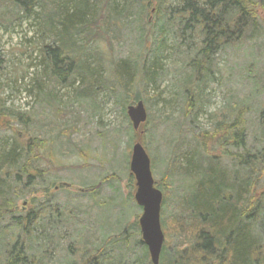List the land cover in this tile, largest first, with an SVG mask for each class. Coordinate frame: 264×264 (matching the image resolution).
Listing matches in <instances>:
<instances>
[{
	"label": "trees",
	"instance_id": "obj_1",
	"mask_svg": "<svg viewBox=\"0 0 264 264\" xmlns=\"http://www.w3.org/2000/svg\"><path fill=\"white\" fill-rule=\"evenodd\" d=\"M25 20L41 34L36 45L43 69L32 84L37 98L56 113L61 112L56 106L63 103L54 91L76 81V97L91 102L93 116L100 109V93L126 113L128 106L142 102V96L149 100L146 89L155 91L166 68L173 66L175 74L184 75L179 85L185 115L195 105L203 113L202 90L219 80L214 78L215 58L218 62L226 50L264 36V0H0V27L5 32ZM125 36L130 37L127 55L115 59L114 48L125 42ZM99 44H104L109 60ZM1 63L0 57V69ZM252 66L247 67L249 73ZM249 78L255 92H260L264 69ZM136 84L142 85L141 96L133 93ZM47 86L51 90L44 92ZM2 106L0 132L10 136L0 137V264H53L50 256L65 241L67 233L60 232L68 228L64 218L69 212L55 202L37 204V192L49 174L39 164L50 163L47 156H53L56 140L66 138L67 124L57 129L56 140L43 139L30 130L35 123L31 115ZM239 107L235 104L220 115L211 114L214 128L205 138L194 135L196 146L175 161L173 172L190 179L191 185L179 203L185 216L181 213L174 228L173 252L164 241L159 264H264V108L251 133L243 118L247 107ZM131 129L129 140H133ZM66 140L72 144L70 136ZM170 159L171 169L174 161ZM50 168L61 167L50 164ZM115 176L106 175L100 181L109 182ZM128 179L132 182V177ZM155 186L161 192L160 186L166 187ZM46 187L44 198L50 195ZM84 191L95 196L98 189L88 186ZM28 197L29 210L23 213L18 202ZM123 227L118 235L97 239L90 248L84 239L69 243L66 253L73 258L62 264H150L140 239L132 242L134 249L128 248L129 228ZM116 244L122 251L118 257L109 248Z\"/></svg>",
	"mask_w": 264,
	"mask_h": 264
},
{
	"label": "rangeland",
	"instance_id": "obj_2",
	"mask_svg": "<svg viewBox=\"0 0 264 264\" xmlns=\"http://www.w3.org/2000/svg\"><path fill=\"white\" fill-rule=\"evenodd\" d=\"M3 28L4 26L0 27V104L4 105L2 108L31 115L35 123L30 125V130L43 139L56 140L57 129L66 122L65 137L70 136L72 143L69 144L64 136L60 137L52 145L55 150L53 156H47L50 163L39 164V168L49 170V174L45 175L47 182L43 181L40 192H37V204L48 202L47 205H50L49 202H55L59 209L69 212L64 218V221L68 222V228L66 225L60 232L65 231L67 236H64L65 241H61L50 256L52 263L62 264L73 258L72 254L66 253L69 243L84 239L87 242L84 245L90 248L89 245L97 243V239L104 240L108 236L118 235L125 225L129 228L127 234L131 243L128 248H133L132 242L140 239L138 219L141 209L133 200L134 180L132 178L130 182L128 179L131 177V147L138 140L145 147L153 164L155 183L166 186H160L164 198L161 217L166 222V248L172 253L175 245L174 228L182 213L179 203L183 196L188 194L191 185L190 179L173 172L175 161L179 160L180 154H185L187 149L196 146L198 142L194 135L205 138V134L214 128V120L210 115H220L219 113L228 106L239 104V109L247 107L243 117L245 127L251 133L256 130L258 115L264 108V86L259 87L260 92H255L252 78L249 76L251 77L253 72L259 74L264 69V36L239 49L226 50L227 52L218 58V62L215 58L214 78L219 80L202 90L203 113H199L200 109L195 105L184 115V93L179 85L184 75L175 74L177 70L173 66L167 67L162 80L156 84L157 89H146L147 98L150 99L146 100L145 96H142L147 121L140 133L131 129L133 140H129L128 128H131V124L126 113H122L121 107L114 105L112 99H107L103 96L104 93H100L97 101L100 109L97 116H93L91 102L76 97L78 81L71 87L59 86L54 91L63 103L62 106H56L61 111L59 114L41 98H37L32 79L36 75L40 76L43 69L39 66L41 57L36 45L39 44L38 38L41 34L37 33V27L27 20L20 25L15 23L8 32ZM129 38H124L125 42L114 48L115 59L127 55ZM46 42L48 43V40ZM250 47L252 48L249 50ZM99 50L103 54L107 51L104 44H99ZM106 58L110 59L108 53ZM250 64L253 65L251 73L247 71ZM50 90L51 86H47L44 92ZM133 93L141 96L142 85L136 84ZM224 119L221 118L220 121ZM9 136L10 133L0 132L1 138ZM249 139L248 143L252 145V139ZM170 158L174 161L171 169L168 164ZM227 161L224 159L223 162L228 167ZM50 164L61 168L51 169ZM63 166L66 168H62ZM111 174L116 175L114 180L105 183L100 181ZM88 186L98 189L96 197L83 191ZM44 187L49 189L50 195L45 197L48 200L42 193ZM108 198L114 200L108 201ZM30 200L28 197L18 202V207L23 213L29 210ZM182 215L185 216V213ZM60 225L56 229L60 228ZM59 231L58 229V233ZM192 232L190 229L189 237ZM50 239L55 246L58 244L54 239ZM119 247L120 244L109 247L114 251L113 256L118 257L122 252Z\"/></svg>",
	"mask_w": 264,
	"mask_h": 264
},
{
	"label": "water",
	"instance_id": "obj_3",
	"mask_svg": "<svg viewBox=\"0 0 264 264\" xmlns=\"http://www.w3.org/2000/svg\"><path fill=\"white\" fill-rule=\"evenodd\" d=\"M126 116L133 131L140 133L147 120L143 103L137 102L128 106ZM129 173L134 179L133 200L141 209L138 219L140 239L147 249L150 263L159 264L164 242L160 222L163 196L161 191L155 187L150 158L139 140L131 148Z\"/></svg>",
	"mask_w": 264,
	"mask_h": 264
},
{
	"label": "bare ground",
	"instance_id": "obj_4",
	"mask_svg": "<svg viewBox=\"0 0 264 264\" xmlns=\"http://www.w3.org/2000/svg\"><path fill=\"white\" fill-rule=\"evenodd\" d=\"M130 161V160H129ZM151 264V263H150Z\"/></svg>",
	"mask_w": 264,
	"mask_h": 264
}]
</instances>
